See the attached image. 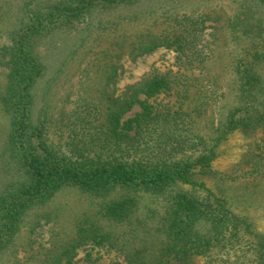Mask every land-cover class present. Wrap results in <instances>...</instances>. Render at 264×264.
<instances>
[{"label": "trees", "instance_id": "16d2710c", "mask_svg": "<svg viewBox=\"0 0 264 264\" xmlns=\"http://www.w3.org/2000/svg\"><path fill=\"white\" fill-rule=\"evenodd\" d=\"M144 1L0 0V65L4 70L0 108L9 118L10 126L1 170L7 172L13 164V170L19 173V178L8 180L0 189V252L14 242L25 211L33 204L50 201L64 188L95 194L116 186L161 191L170 184L182 183L202 189L205 196L199 200L181 193L172 198L162 223L166 234L162 254L168 261L164 264H193L196 258L203 264H264V235L250 230L251 225L244 217L232 214L223 198L194 180L195 175L213 174L210 164L216 157L214 149L226 135L264 123V113L257 115V121L256 117H245L247 112H257L252 91L261 87V79L253 65L264 61V53L247 52L246 58L238 61L241 63L233 73L240 104L228 109L215 147L198 151L196 155L187 150L197 145L192 139L202 143V136L192 133V137H187L165 131L176 125L177 112L167 109V115H163L138 98L140 95L153 98L167 90L166 77H149L117 94L118 66L111 63L101 88L102 99L89 101L87 97H77L76 103L82 104L66 126L71 127L68 131L73 134L79 131L78 140L69 139L60 144L49 138L44 119L37 126L30 124L31 91L45 74L44 64L36 54L39 40L57 30L86 25L96 7L128 8L133 10L130 20L138 19L139 15L134 13L140 11ZM244 1L239 5L242 11L229 18V22L245 23L241 34L250 39L255 34L254 24L259 26L264 21V11L258 12L253 0ZM173 3L180 4V0L162 1V5H169L168 10H162L155 18V23L162 18V27L157 33L136 39L130 44L128 54L138 57L163 47L176 52L177 61L185 65L205 67L207 57L202 52L201 32L206 28V20L216 21L218 17L210 11L199 16L195 8L191 13L170 12ZM151 12L147 11L153 15ZM262 33L264 30L260 29L258 34ZM83 44L84 38L72 53L76 54ZM113 46L117 47L115 51L123 47L116 40L111 42V51ZM120 54H123L121 50L115 56ZM57 72L64 75L62 83L69 80L71 72L66 60ZM52 82L61 81L53 78ZM135 106L140 111L125 118ZM160 123L164 127L158 130ZM74 126L79 129H72ZM75 140L79 144L72 145ZM135 204L133 198L124 196L106 204L103 214L118 221L132 213Z\"/></svg>", "mask_w": 264, "mask_h": 264}, {"label": "rangeland", "instance_id": "374dc122", "mask_svg": "<svg viewBox=\"0 0 264 264\" xmlns=\"http://www.w3.org/2000/svg\"><path fill=\"white\" fill-rule=\"evenodd\" d=\"M162 1L145 0L140 11L134 13L139 15L135 20H130L133 10L128 8L96 7L86 25L57 30L41 38L36 54L44 64L45 74L31 91L30 124L37 126L44 119L49 138L57 143L78 140L79 131L73 134L68 131L71 127L66 126L82 104L76 103L77 97H87L89 101L101 98L105 73L111 63L118 66L117 94L149 77L165 76L169 82L167 90L153 98L143 95L138 98L163 115H167V109L177 112L176 125L165 131L203 137L202 143L192 139L197 145L187 150L188 153L196 155L198 151L215 147L228 109L240 104L233 73L241 63L238 61L245 59L247 52L264 53V33L258 34L260 29L264 30V21L259 26L254 24V37L248 39L241 34L245 23L229 22V18L242 11L239 5L244 0H180V4L171 5L174 8L170 12L191 13L195 8L199 16L210 11L218 17L216 21L206 20V28L201 32L202 52L207 57L205 67L185 65L177 61L176 52L163 47L138 57L129 56L131 43L147 33H157L162 27V18L155 23L157 15L169 9ZM253 2L257 11L263 13L264 3ZM148 10H153V15ZM83 38L84 44L73 54L72 50ZM115 40L123 46L119 57L115 56L120 51H115L117 47L113 46L111 51V42ZM64 60L71 73L69 80L62 83L64 75H58L57 70ZM1 68L0 65V91L4 75ZM253 69L261 79V87L252 91L257 112L242 115L256 117L257 121V115L264 113V61L254 64ZM53 78L61 82H52ZM139 111L135 106L125 118ZM162 127L160 123L157 128ZM9 128V118L0 108V189L8 180L19 178L13 164L7 172L1 170L2 160L3 163L6 160L2 151ZM76 140L72 145L79 144ZM214 151L216 157L210 164L213 174L195 175V182L223 198L232 214L244 217L251 225L250 230L264 235V123L229 133ZM181 193L199 200L205 196L202 189L182 183L170 184L161 191L116 186L95 194L64 188L50 201L33 204L25 211L14 242L0 252V264H126L130 261L164 264L168 261L162 254L166 235L163 218L172 198ZM124 196L136 202L132 213L118 221L106 218L103 207ZM193 264H203V261L196 258Z\"/></svg>", "mask_w": 264, "mask_h": 264}]
</instances>
